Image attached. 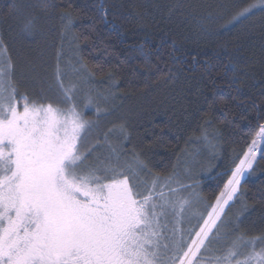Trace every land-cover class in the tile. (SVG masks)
<instances>
[{"label":"trees","instance_id":"trees-1","mask_svg":"<svg viewBox=\"0 0 264 264\" xmlns=\"http://www.w3.org/2000/svg\"><path fill=\"white\" fill-rule=\"evenodd\" d=\"M258 1L47 0L45 7V0H0V49L14 65L19 90L37 97L53 81L58 52L65 64L83 62L94 74L89 82L68 78L111 116L85 112L99 122L93 142L115 135L110 147L124 144L129 161L138 153L152 175L174 178L173 188L190 185L214 203L253 134L249 125L264 123V12L234 19ZM29 22L35 36L24 31ZM202 140L216 152L201 161L198 177L178 184L187 155L199 152ZM101 143L95 155L104 159L110 148ZM192 188L180 195L191 198ZM242 191L228 213L229 228L238 224L249 237L264 236V161L242 181Z\"/></svg>","mask_w":264,"mask_h":264},{"label":"snow or ice","instance_id":"snow-or-ice-1","mask_svg":"<svg viewBox=\"0 0 264 264\" xmlns=\"http://www.w3.org/2000/svg\"><path fill=\"white\" fill-rule=\"evenodd\" d=\"M256 11L264 12V0L234 19ZM24 31L36 35L31 22ZM62 56L38 97L19 90L10 57L0 60V264H264V236L228 221L242 181L264 161V123L249 125L245 150L207 203L192 186L173 188L172 177L152 175L138 153L129 161L124 144L104 159L95 155L108 137L93 142L99 122L85 112L101 109L90 95L78 101L68 72L94 74ZM189 188L191 198L180 195Z\"/></svg>","mask_w":264,"mask_h":264},{"label":"rangeland","instance_id":"rangeland-1","mask_svg":"<svg viewBox=\"0 0 264 264\" xmlns=\"http://www.w3.org/2000/svg\"><path fill=\"white\" fill-rule=\"evenodd\" d=\"M258 3H259V1L257 2V4ZM2 58H4V54H3V51L0 49V60ZM63 60H64V58H63ZM76 64H75V67L76 68H80L79 63H78V59H76ZM68 73L71 76L73 74L75 76L81 77L84 80V82H86V83L89 82V78H88V76L86 74L81 73V74L78 75L77 73L70 72V70H69ZM87 91H88V89H87ZM82 92L84 94L88 95V93L84 92V90L80 91V89H78V95H77L78 101L80 100V98L82 96ZM99 108L101 109V112H100V115H97V117L100 116L101 119H106L108 117H111V116H108L109 112H105V109H106L105 106H101V107L99 106ZM115 139H116V136L113 135L108 140V145L106 147H104V151H108V149L110 148L111 144H116V142H114ZM198 147H199V152L197 150H192L187 155L186 161L188 162L189 167L185 166V168L181 169V170H183V172L181 173V175H179V177L177 179L178 184H179V181L189 183L193 179L198 177L199 176V170H200L201 161L204 160L205 157H207V158L212 157V154L214 152H216L215 147H212L211 144L209 142L205 141V140H202L200 142V146H198ZM173 180H175V179L173 178ZM175 186L176 185H174L173 187H175Z\"/></svg>","mask_w":264,"mask_h":264}]
</instances>
